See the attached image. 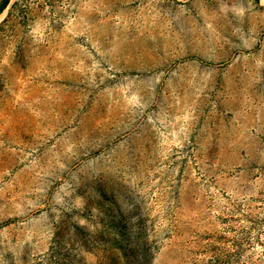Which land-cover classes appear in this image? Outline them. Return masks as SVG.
<instances>
[{
  "label": "rangeland",
  "instance_id": "374dc122",
  "mask_svg": "<svg viewBox=\"0 0 264 264\" xmlns=\"http://www.w3.org/2000/svg\"><path fill=\"white\" fill-rule=\"evenodd\" d=\"M0 264H264V0H0Z\"/></svg>",
  "mask_w": 264,
  "mask_h": 264
},
{
  "label": "trees",
  "instance_id": "16d2710c",
  "mask_svg": "<svg viewBox=\"0 0 264 264\" xmlns=\"http://www.w3.org/2000/svg\"><path fill=\"white\" fill-rule=\"evenodd\" d=\"M6 8V4L4 3L3 6L0 9V14L2 13V11Z\"/></svg>",
  "mask_w": 264,
  "mask_h": 264
}]
</instances>
